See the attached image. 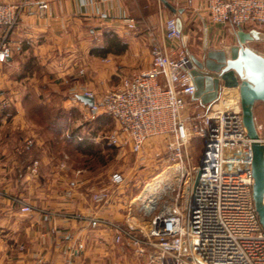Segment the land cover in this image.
I'll return each instance as SVG.
<instances>
[{
    "label": "built area",
    "instance_id": "2783aa9c",
    "mask_svg": "<svg viewBox=\"0 0 264 264\" xmlns=\"http://www.w3.org/2000/svg\"><path fill=\"white\" fill-rule=\"evenodd\" d=\"M22 6V2L0 1V63L12 55L10 34ZM46 8L45 2L39 5L40 10ZM206 9L214 23L236 28L264 25V0H206ZM126 25L136 28L133 18H126ZM182 35L176 18H167L165 39L176 42ZM150 57L149 67L124 76L100 96L85 91L94 97L93 104L85 107L91 118L103 112L115 120L117 126L107 136L111 145L128 144L138 152L151 137L167 138L177 166L175 194L160 201L167 192V175L152 202V209L156 204L159 208L141 237L132 234L129 226L107 219L90 217L89 224L113 229L116 241L127 237L137 253L154 250L156 254L147 259L156 264H264V230L252 197V139L243 124L239 95L229 101L225 98L229 95L220 93L218 103L186 115L195 91L188 54L183 50L171 53L154 44ZM194 137L202 142L197 164L192 163L189 151ZM118 180L117 176L111 179L113 183ZM186 183L189 186L181 199V186ZM18 202L22 213L33 211L31 204ZM51 215L44 211L42 217L48 220ZM62 264L73 261L66 258Z\"/></svg>",
    "mask_w": 264,
    "mask_h": 264
},
{
    "label": "rangeland",
    "instance_id": "374dc122",
    "mask_svg": "<svg viewBox=\"0 0 264 264\" xmlns=\"http://www.w3.org/2000/svg\"><path fill=\"white\" fill-rule=\"evenodd\" d=\"M231 27L232 31L238 29ZM201 40L198 32L195 45L200 46ZM196 46L191 49L198 53ZM254 46L264 55V41L254 42ZM21 74L12 73L10 79L20 81ZM33 75V81L27 78L20 81L21 86L0 83V253L12 258L17 252L32 253L39 248L59 264L66 258L73 264H156L144 259L156 254L154 250L137 253L127 237L116 241L113 229L92 226L88 219L97 217L129 226L132 234L141 237L159 208L156 204L148 213L144 211L141 198L147 184L169 175L167 192L160 201L175 194L177 166L168 139L151 137L138 152L128 144L111 145L107 136L117 126L113 118L103 112L91 118L85 106L38 101L50 99V86H39L41 72ZM231 97L225 98L231 101ZM9 99L20 102L21 119L13 117L16 108L6 101ZM202 109L205 111L191 100L185 112L191 116ZM253 113L264 137L262 101L255 102ZM31 145L37 148L26 151ZM201 145L198 137L190 142L194 164ZM113 176L119 178L117 183L111 181ZM85 178L90 181L81 183ZM188 184L181 186L180 198ZM18 201L31 204L33 211L22 213ZM44 211L52 212L48 220L42 217Z\"/></svg>",
    "mask_w": 264,
    "mask_h": 264
},
{
    "label": "crops",
    "instance_id": "0c3cea01",
    "mask_svg": "<svg viewBox=\"0 0 264 264\" xmlns=\"http://www.w3.org/2000/svg\"><path fill=\"white\" fill-rule=\"evenodd\" d=\"M0 1L23 3L19 22L10 34L12 55L6 62L0 63V83L12 82L21 86L20 81L27 78L33 81V74L41 72L39 77L42 85L39 86H50V99L38 98V101H50V105L84 107L77 94L90 91L98 97L124 76L149 67L150 49L154 44L162 45L171 53L179 50L187 54L196 53L191 46H196L198 32L202 34L201 45L196 46L199 49L205 34L208 45L213 48L235 43L230 24L209 20L206 0H167L174 8L182 9L181 13H173L160 0ZM44 2L47 8L40 10L39 5ZM177 16L182 21V33L188 37L186 42L183 37L176 42H168L164 37L165 20ZM126 18H133L136 28H128ZM243 29L264 33V25L247 24ZM107 33L115 34L126 44L124 51L104 55L92 53V48L104 45ZM257 41L252 42L253 47ZM12 73H22L18 75L22 79L11 80ZM236 92V88H223L220 93L223 97L226 94L235 96ZM6 101L16 108L13 117L21 119L23 113L18 107L20 102L11 99ZM261 138L264 140V137ZM34 148L37 147L31 145L26 151ZM16 150L15 147L14 152ZM86 181L90 180L85 178L81 183ZM101 215L106 216L105 212ZM37 250L32 253L17 252V256L12 258L1 252L0 264H59L51 257L49 259L48 253L42 252L43 249ZM144 259L146 262L147 257Z\"/></svg>",
    "mask_w": 264,
    "mask_h": 264
},
{
    "label": "water",
    "instance_id": "95a60500",
    "mask_svg": "<svg viewBox=\"0 0 264 264\" xmlns=\"http://www.w3.org/2000/svg\"><path fill=\"white\" fill-rule=\"evenodd\" d=\"M173 13L174 8L167 0H160ZM177 27L182 31V21L176 17ZM187 41V35H182ZM264 39V33L255 29L249 31L238 27L234 31L235 43L222 48L208 45L205 34L198 53L188 52L191 60L189 73L193 78L195 91L192 99L201 106L215 102L223 88L238 90L243 124L251 142L252 197L259 221L264 230V140H262L254 118L256 101L264 103V55L252 46L255 40ZM83 104L91 106L94 97L85 93L76 96ZM239 165L238 168H242ZM200 172L197 174V178Z\"/></svg>",
    "mask_w": 264,
    "mask_h": 264
},
{
    "label": "trees",
    "instance_id": "16d2710c",
    "mask_svg": "<svg viewBox=\"0 0 264 264\" xmlns=\"http://www.w3.org/2000/svg\"><path fill=\"white\" fill-rule=\"evenodd\" d=\"M105 37L104 45L92 48V53L103 55L110 52L121 53L126 48V44L122 43L115 34L107 33Z\"/></svg>",
    "mask_w": 264,
    "mask_h": 264
},
{
    "label": "bare ground",
    "instance_id": "6f19581e",
    "mask_svg": "<svg viewBox=\"0 0 264 264\" xmlns=\"http://www.w3.org/2000/svg\"><path fill=\"white\" fill-rule=\"evenodd\" d=\"M177 171V169H176ZM162 177L159 179L154 180L149 186L146 187L143 197L141 198L142 201V207L146 212H149L150 209L153 208L152 202L155 196L159 191L162 190V188H159L160 183L162 182ZM167 185H169V181L166 182Z\"/></svg>",
    "mask_w": 264,
    "mask_h": 264
}]
</instances>
